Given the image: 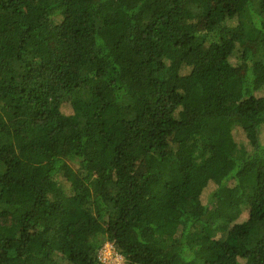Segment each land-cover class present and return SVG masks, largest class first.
Here are the masks:
<instances>
[{
    "label": "trees",
    "instance_id": "16d2710c",
    "mask_svg": "<svg viewBox=\"0 0 264 264\" xmlns=\"http://www.w3.org/2000/svg\"><path fill=\"white\" fill-rule=\"evenodd\" d=\"M261 90L264 0H0V264H264Z\"/></svg>",
    "mask_w": 264,
    "mask_h": 264
},
{
    "label": "rangeland",
    "instance_id": "374dc122",
    "mask_svg": "<svg viewBox=\"0 0 264 264\" xmlns=\"http://www.w3.org/2000/svg\"><path fill=\"white\" fill-rule=\"evenodd\" d=\"M62 17H60L59 15L57 16V20H61ZM222 68L231 75H236V74H241L242 71L240 70V68L238 67V63H236V60L232 57V58H228L227 60H224L222 63ZM256 96H263L264 95V90L258 91L255 93ZM233 135H234V139L237 143H242V144H247V139L245 137V134L243 133L242 129L240 126H235L234 130H233ZM259 140L261 142L262 145H264V125H262L259 129ZM249 148V147H248ZM66 188H69V185L66 183L64 185ZM211 189H207L204 193V201L206 200L208 194L210 193ZM246 216V212L244 211L242 213L241 217H245ZM109 244H104V246L101 248V250L99 251V256L101 257L102 261L104 262L103 258L105 259L106 256L108 255V249L109 246H107ZM114 261V260H113ZM113 261H110V263L112 264ZM108 263V262H107Z\"/></svg>",
    "mask_w": 264,
    "mask_h": 264
},
{
    "label": "built area",
    "instance_id": "2783aa9c",
    "mask_svg": "<svg viewBox=\"0 0 264 264\" xmlns=\"http://www.w3.org/2000/svg\"><path fill=\"white\" fill-rule=\"evenodd\" d=\"M107 244H109V245H107V246H109V249H108V255L106 256L105 259L103 258L104 262L102 261L101 257L98 254L99 259L101 260V262H103L104 264H111L110 261L114 260L112 262V264H125V261H124L123 257L118 252H116L114 250L112 244H110V243H107Z\"/></svg>",
    "mask_w": 264,
    "mask_h": 264
}]
</instances>
